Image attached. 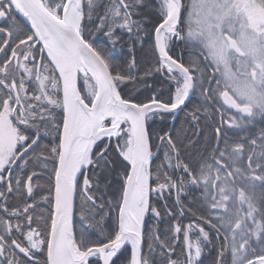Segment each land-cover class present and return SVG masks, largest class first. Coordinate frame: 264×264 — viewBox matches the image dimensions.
Segmentation results:
<instances>
[{
    "label": "snow or ice",
    "instance_id": "snow-or-ice-1",
    "mask_svg": "<svg viewBox=\"0 0 264 264\" xmlns=\"http://www.w3.org/2000/svg\"><path fill=\"white\" fill-rule=\"evenodd\" d=\"M207 256L264 264V0H0V264Z\"/></svg>",
    "mask_w": 264,
    "mask_h": 264
},
{
    "label": "trees",
    "instance_id": "trees-1",
    "mask_svg": "<svg viewBox=\"0 0 264 264\" xmlns=\"http://www.w3.org/2000/svg\"><path fill=\"white\" fill-rule=\"evenodd\" d=\"M126 52H127V49H124L123 53L118 52L117 54L122 56ZM141 55L142 54L139 51L136 52L137 59H140ZM154 127L156 128L157 131H159L160 128L166 127V125L161 124V123L158 122ZM256 127H257V129H259L260 125L258 124ZM208 135H211L210 131H209ZM189 199H191V196L189 197ZM188 222H189L188 220L184 221L185 224H187ZM147 223H148L149 226H151L152 224L155 223V221H148ZM161 227L166 228L167 227V223H165L164 225H161ZM213 255H214V253H213ZM212 258H213V256H207V258L205 259V264H212Z\"/></svg>",
    "mask_w": 264,
    "mask_h": 264
},
{
    "label": "flooded vegetation",
    "instance_id": "flooded-vegetation-1",
    "mask_svg": "<svg viewBox=\"0 0 264 264\" xmlns=\"http://www.w3.org/2000/svg\"><path fill=\"white\" fill-rule=\"evenodd\" d=\"M182 47H183L182 45L176 47V49L179 48V49H178V53H179L180 55L182 54ZM169 119H170V118H169ZM148 221H149V220H148V217H146V222H148Z\"/></svg>",
    "mask_w": 264,
    "mask_h": 264
},
{
    "label": "rangeland",
    "instance_id": "rangeland-1",
    "mask_svg": "<svg viewBox=\"0 0 264 264\" xmlns=\"http://www.w3.org/2000/svg\"><path fill=\"white\" fill-rule=\"evenodd\" d=\"M178 49H179V48H177V49L175 50L176 55H180V54L178 53Z\"/></svg>",
    "mask_w": 264,
    "mask_h": 264
}]
</instances>
